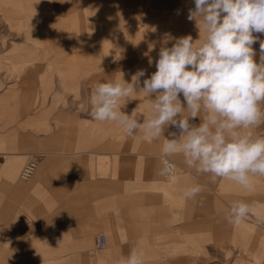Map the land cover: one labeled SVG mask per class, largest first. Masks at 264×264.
<instances>
[{
    "label": "rangeland",
    "instance_id": "obj_1",
    "mask_svg": "<svg viewBox=\"0 0 264 264\" xmlns=\"http://www.w3.org/2000/svg\"><path fill=\"white\" fill-rule=\"evenodd\" d=\"M158 2L0 0L2 21L6 19V26L12 28L6 30L5 25H1L0 38L24 39L28 44H33L30 40L41 38V31L37 30L40 26L59 24L61 45L54 46L49 35L47 59L39 57V50L30 47L35 60L32 66L41 65L44 68L39 77L41 85L37 89L39 93L34 105L41 109L49 104V108L54 110L58 103L67 107L70 103L67 100L62 102L61 98L72 94L73 103L82 110H88L97 83L120 79L132 83V75L137 69H146L147 74L141 78L142 82L156 71L155 63L149 66V57L145 53L149 52L151 45H155L150 56L153 61L158 59V51L166 34L172 35L174 21L169 6L164 3L155 6ZM86 3L92 5L85 12L83 5ZM139 22H146V26H140ZM198 34L197 42L200 32ZM261 38L264 39V34ZM254 48L258 52L259 43ZM6 49V46L0 48L1 51ZM132 51L142 54H130ZM256 59L258 61V55ZM10 79L17 80L15 77ZM72 87H76L77 91H73ZM134 91L132 96L121 101V108L143 124L153 116L152 102L155 96L146 97L140 90ZM55 118V115L51 116L34 127L43 133L56 134ZM201 122L202 116L191 121L194 125ZM95 123V120H81L76 127L66 126L65 133L78 134L79 143H76L75 149L81 158L89 160L90 165L96 167L98 174H105L107 167L115 169L123 165L129 168V193L124 201L127 214L128 211L132 212L130 223L127 214L116 223L105 222V212L98 210L96 228H90L83 218L80 223V235H91L92 246L83 251L79 243L82 238L70 240V244L63 243L67 240H58V245L65 247L66 254L32 255L29 256L30 263L98 264V255L99 262L106 264V250L124 258L131 249L137 248L145 254L144 264H264V208L255 209L254 214L239 224H230L226 219L234 202L264 204V177L253 178L255 188L251 192L227 178L212 183L209 175L197 174L194 169L188 168L182 155L169 157L175 162L177 171L169 178L162 177L159 175L161 157L164 156L162 145L165 139H179L181 133L178 129L165 126L161 137L152 140L142 129L128 136L115 122L105 121L108 131L103 133ZM255 132L264 136V124ZM171 133L176 135L172 136ZM122 150L129 153L123 163L117 156L112 159L106 156V153L115 154ZM148 159L155 161L153 169L146 166ZM26 161L27 158L19 160L15 173L18 180ZM194 184L203 186L204 191L194 199H185L183 191ZM142 206L147 208L145 215L141 212ZM101 233L107 236V245L103 250H97V237Z\"/></svg>",
    "mask_w": 264,
    "mask_h": 264
},
{
    "label": "clouds",
    "instance_id": "obj_2",
    "mask_svg": "<svg viewBox=\"0 0 264 264\" xmlns=\"http://www.w3.org/2000/svg\"><path fill=\"white\" fill-rule=\"evenodd\" d=\"M194 5L187 19L196 21L199 42L191 35L166 34L158 59L150 56L155 45L145 53L149 66L155 63L150 78L141 82L147 70L137 69L132 83L120 79L94 86L91 116L115 122L128 136L142 129L152 140L161 137L165 126L174 127L181 136L164 140L160 176L171 177L176 168L167 157L182 155L188 168L209 175L212 183L227 178L251 192L253 178L264 177V136L255 132L264 124V0H194ZM134 90L155 96L153 116L143 124L121 108ZM201 116L199 125L191 123ZM202 191L200 184L189 185L183 196L194 199ZM257 208L264 204L234 202L226 219L239 224ZM144 255L133 248L119 264H144Z\"/></svg>",
    "mask_w": 264,
    "mask_h": 264
},
{
    "label": "crops",
    "instance_id": "obj_3",
    "mask_svg": "<svg viewBox=\"0 0 264 264\" xmlns=\"http://www.w3.org/2000/svg\"><path fill=\"white\" fill-rule=\"evenodd\" d=\"M159 3L171 9L174 19L172 36L191 35L196 42L199 35L196 21L189 22L187 19L189 8L195 7L194 0H159L154 5ZM91 5L84 4L83 11L86 12ZM2 12L0 8V29L1 25H5L6 30L12 29L6 26V19L2 21ZM139 24L146 26V22ZM58 25L50 27L46 23L40 26L37 30L41 31V38L30 40L33 44L24 39L0 38V48H8L0 50V264H40L30 263L29 256L66 254L65 247L58 245V240H67L63 243L70 244V240L82 238L79 243L85 251L93 245V240L89 234L80 235L82 218L90 228H96L98 210L105 212V222L110 223H116L127 214L124 200L129 193V168L123 165L115 169L107 167L105 174H98L96 167H92L89 160L81 158L76 151L78 134L65 133L66 126L76 127L81 120L92 121L91 107L88 110L78 108L73 103L72 94L61 98L62 102L67 100L70 103L67 107L58 103L54 110L49 108V104L41 109L34 105L39 93L37 89L41 85L39 77L44 68L41 65L32 66L35 60L30 47L39 50V57L47 59L49 35L54 46L61 45V27ZM130 54L142 53L132 51ZM11 77L17 80H11ZM71 89L77 91L76 87ZM181 100L183 102L182 94ZM54 115L56 134L43 133L34 127ZM95 125L103 133L108 131L105 122L96 121ZM121 141H124L123 136ZM47 155L49 157L44 158ZM106 156L111 159L117 156L123 163L129 153L122 150L115 154L106 153ZM22 158L39 159L37 173L28 182L15 178ZM154 162L148 159L146 166L153 169ZM140 209L145 215L147 208L142 206ZM131 213L128 211L127 214L129 223ZM104 256L106 264H119L123 258L110 254L108 250ZM96 258L101 264L98 255Z\"/></svg>",
    "mask_w": 264,
    "mask_h": 264
},
{
    "label": "built area",
    "instance_id": "obj_4",
    "mask_svg": "<svg viewBox=\"0 0 264 264\" xmlns=\"http://www.w3.org/2000/svg\"><path fill=\"white\" fill-rule=\"evenodd\" d=\"M165 157L162 156L161 161L164 159ZM169 160H171L173 163H175L172 159H170L169 157H167ZM38 158H29L25 164L23 165L22 169H21V173L19 174V179L23 182H28L30 180L33 179V177L35 176V173H37V168H38ZM176 165V164H175ZM176 168L172 174V176L176 173ZM169 178V177H166ZM97 242H96V249L97 250H103L106 245H107V236L103 233L99 234V236L97 237Z\"/></svg>",
    "mask_w": 264,
    "mask_h": 264
},
{
    "label": "bare ground",
    "instance_id": "obj_5",
    "mask_svg": "<svg viewBox=\"0 0 264 264\" xmlns=\"http://www.w3.org/2000/svg\"><path fill=\"white\" fill-rule=\"evenodd\" d=\"M193 6V5H192ZM184 10V9H183ZM176 170H177V166H176Z\"/></svg>",
    "mask_w": 264,
    "mask_h": 264
}]
</instances>
